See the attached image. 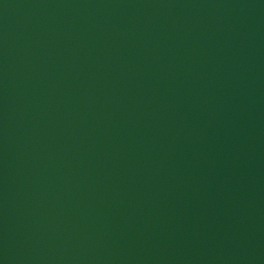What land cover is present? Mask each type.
Listing matches in <instances>:
<instances>
[{"label": "water", "instance_id": "1", "mask_svg": "<svg viewBox=\"0 0 264 264\" xmlns=\"http://www.w3.org/2000/svg\"><path fill=\"white\" fill-rule=\"evenodd\" d=\"M0 264H264V0H0Z\"/></svg>", "mask_w": 264, "mask_h": 264}]
</instances>
